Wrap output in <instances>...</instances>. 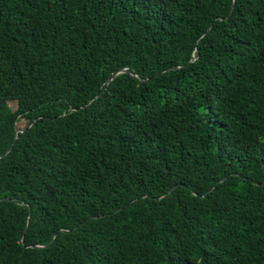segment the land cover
I'll return each mask as SVG.
<instances>
[{
    "label": "trees",
    "instance_id": "trees-1",
    "mask_svg": "<svg viewBox=\"0 0 264 264\" xmlns=\"http://www.w3.org/2000/svg\"><path fill=\"white\" fill-rule=\"evenodd\" d=\"M0 264H264V0H0Z\"/></svg>",
    "mask_w": 264,
    "mask_h": 264
},
{
    "label": "water",
    "instance_id": "water-1",
    "mask_svg": "<svg viewBox=\"0 0 264 264\" xmlns=\"http://www.w3.org/2000/svg\"><path fill=\"white\" fill-rule=\"evenodd\" d=\"M199 58V56H197V59ZM125 71H127V69H124V70H118V71H116L115 73H114V75H113V77L109 80V82H111L117 75H119L120 73H122V72H125ZM99 98V96L97 97V99ZM85 108H87V107H85ZM73 110H81L80 108L79 109H73ZM13 149H14V147H12L10 150H9V152L5 155V157H7L8 155H10L11 153H12V151H13ZM226 178V177H225ZM225 178H223L221 181H224L225 180ZM176 186H174L172 189H171V191L175 188ZM23 235H22V237H21V241H20V243H22V239H23Z\"/></svg>",
    "mask_w": 264,
    "mask_h": 264
},
{
    "label": "rangeland",
    "instance_id": "rangeland-1",
    "mask_svg": "<svg viewBox=\"0 0 264 264\" xmlns=\"http://www.w3.org/2000/svg\"><path fill=\"white\" fill-rule=\"evenodd\" d=\"M12 108L17 109L16 104H13V105H12Z\"/></svg>",
    "mask_w": 264,
    "mask_h": 264
}]
</instances>
